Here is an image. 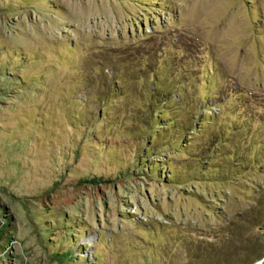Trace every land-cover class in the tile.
Segmentation results:
<instances>
[{
  "label": "rangeland",
  "instance_id": "374dc122",
  "mask_svg": "<svg viewBox=\"0 0 264 264\" xmlns=\"http://www.w3.org/2000/svg\"><path fill=\"white\" fill-rule=\"evenodd\" d=\"M251 142L264 0H0V264H264Z\"/></svg>",
  "mask_w": 264,
  "mask_h": 264
},
{
  "label": "trees",
  "instance_id": "16d2710c",
  "mask_svg": "<svg viewBox=\"0 0 264 264\" xmlns=\"http://www.w3.org/2000/svg\"><path fill=\"white\" fill-rule=\"evenodd\" d=\"M183 92V91H182ZM217 99H219V98H217ZM221 100L222 99H220L219 101L221 102ZM205 104H206V102H205ZM209 107V106H208ZM238 147H237V145H234V147H233V149H237ZM247 149V153L248 152H250V151H252V154H254V157H261V155H263L264 154V150H261V149H259V148H257V144H255V143H252L251 142V144H250V147H247L246 148ZM256 157V158H257ZM154 169H156V168H154ZM252 251V250H251ZM262 255L261 256H259V257H257L259 260L260 259H262Z\"/></svg>",
  "mask_w": 264,
  "mask_h": 264
}]
</instances>
